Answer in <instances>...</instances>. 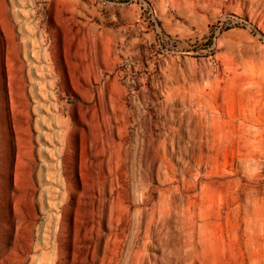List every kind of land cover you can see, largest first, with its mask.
Masks as SVG:
<instances>
[{"label": "rangeland", "instance_id": "obj_1", "mask_svg": "<svg viewBox=\"0 0 264 264\" xmlns=\"http://www.w3.org/2000/svg\"><path fill=\"white\" fill-rule=\"evenodd\" d=\"M0 264H264V0H0Z\"/></svg>", "mask_w": 264, "mask_h": 264}]
</instances>
